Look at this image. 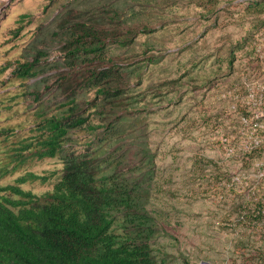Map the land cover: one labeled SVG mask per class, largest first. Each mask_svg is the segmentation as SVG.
Segmentation results:
<instances>
[{"label":"rangeland","instance_id":"obj_1","mask_svg":"<svg viewBox=\"0 0 264 264\" xmlns=\"http://www.w3.org/2000/svg\"><path fill=\"white\" fill-rule=\"evenodd\" d=\"M115 8L138 31L131 45L111 39L108 56L142 70L141 81L131 76L132 113L156 152L149 206L162 223L159 258L264 264V218L254 215L264 210V0H0V128L11 133L0 137V159L69 99L63 19L112 29ZM80 97L87 108L95 93ZM104 134L72 130L66 150L84 152ZM63 157L33 159L0 182L32 171L47 180L22 186L42 194L61 177Z\"/></svg>","mask_w":264,"mask_h":264},{"label":"trees","instance_id":"obj_2","mask_svg":"<svg viewBox=\"0 0 264 264\" xmlns=\"http://www.w3.org/2000/svg\"><path fill=\"white\" fill-rule=\"evenodd\" d=\"M127 13L112 9V29L63 19L65 61L75 72L63 77L69 99L61 110L43 114L32 134L8 144L0 159V179L33 159L58 154H64L62 175L42 194L22 186L47 180L32 171L12 183L0 182V264H165L153 244L162 223L149 206L156 152L145 120L140 123L132 113L138 108L131 76L141 81L142 70L108 56L111 39L120 46L135 40L138 31L130 16L124 18ZM33 65L25 63L22 73H32ZM83 91L95 93L87 108ZM81 129L105 134L84 152L66 150L71 131ZM10 134L0 128V137ZM262 207L254 213L261 220ZM258 254L264 262V248Z\"/></svg>","mask_w":264,"mask_h":264}]
</instances>
